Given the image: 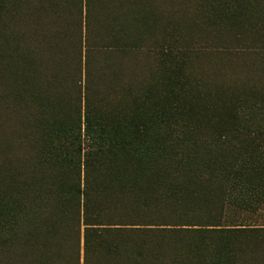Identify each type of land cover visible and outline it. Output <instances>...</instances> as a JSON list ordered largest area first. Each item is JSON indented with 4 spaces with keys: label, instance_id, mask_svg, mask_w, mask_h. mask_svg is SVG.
<instances>
[{
    "label": "trees",
    "instance_id": "16d2710c",
    "mask_svg": "<svg viewBox=\"0 0 264 264\" xmlns=\"http://www.w3.org/2000/svg\"><path fill=\"white\" fill-rule=\"evenodd\" d=\"M151 1L150 22L143 0H0V88L33 119L18 155L4 129L0 264H264V75L219 84L193 50L263 72L264 0H198L191 34L171 21L159 42ZM156 42L157 83L119 97L108 50Z\"/></svg>",
    "mask_w": 264,
    "mask_h": 264
},
{
    "label": "rangeland",
    "instance_id": "374dc122",
    "mask_svg": "<svg viewBox=\"0 0 264 264\" xmlns=\"http://www.w3.org/2000/svg\"><path fill=\"white\" fill-rule=\"evenodd\" d=\"M151 2H152L151 0H149V1L143 0L142 4L140 2H137V4L133 3L132 4V10L135 11L136 13H140V9L143 8V10H144V8H146L147 10H149V16H150L149 21L151 22L152 14L154 13L153 11H155V7L152 6ZM158 2L160 3L159 9H157V11L159 13L158 15H160V28H159L160 33L158 35V32L154 33L152 31H150V29H149L148 33L146 34V37L150 34V32H152V33H154L156 38L159 37L158 38V42H159L161 36H163L164 25L169 24V25L173 26L171 21H174V25L176 23L178 25H180V24L184 25L182 33L187 34V32H189V34H191V32H190V30L192 28L191 19H193L194 14H196V13L198 14V12H196V10L198 9V7H197L198 0H187V1L177 0L176 4H175L174 0H158ZM139 3H140V5H139ZM113 8L114 7L112 4L107 5V11L108 12H110ZM112 13H114V12H112ZM33 28L37 31V29L35 27H33ZM209 30H212V29H209ZM131 31H132V33L134 32L133 29ZM195 33H196L197 37H201L203 40L213 39L215 37L214 36L215 32H213V35H212V33L209 32L208 30L203 31V30L195 29ZM24 40L26 41V39H24ZM215 42H219V41H217L215 39ZM198 43H203V42H198ZM148 45H149V47L147 49L146 46H148ZM157 45H158L157 42L146 44L145 46H142L141 48H139V50H138L139 52L136 54L131 53V54L123 55L121 53L115 52L114 50H111V49L108 50V51L116 54L114 56L115 58L112 57V58L108 59L109 62H113V64H117L118 66H121L120 67L121 71L120 72L117 71L119 74H122L121 79L120 80L115 79V81H118L121 83L127 82L117 92L119 97H121L123 99L126 98L125 96L122 95L123 92H121V90L127 89V85L129 83V81L133 82V83H139V85H141L143 83H151L154 80L157 83V76H156V71H157V66H158L157 61H158V59H161V55H162L161 51L158 49ZM193 48H194L193 50L202 49V50H205L203 52H209V53H207L206 59H205V61H203L204 62L203 66H201L200 69H203V71L205 70L211 74L215 73L216 79L219 80L218 81L219 84L221 82H223V83L225 82L227 84L229 77H231L234 74H235V76H239L241 79L242 78L246 79L248 77H252L254 80L257 81L256 83L258 84L261 80V76L264 75V71L262 72V65H260L258 62H255L254 64H250V63L244 61L243 58H237V59L227 58V56H225L222 53L223 51H218L217 49H209L210 48L209 46L199 47L198 45H196ZM220 49L222 50L223 48H220ZM103 50L104 49L99 50V53L101 54L100 58H103V56H102ZM181 51H183V50H181ZM214 51H216V52H214ZM252 51H256V50L252 49ZM93 54H92L91 59H93L94 62H97V63H95L97 66V70H95L93 72L94 73L95 72H101L100 68L102 66L106 65V63L98 60L99 59L98 53L95 55H93ZM49 63H53V62L50 60ZM49 67L50 68L48 70H49V72H51V66H49ZM90 70H91V68H90ZM103 70L108 71L107 69H103ZM114 70H116V67L113 68L112 72H114ZM186 72H187V70H186ZM85 73L86 72H84V69L82 68L81 86H83V84H84L83 80H84V74ZM105 74H106V72L103 73L101 75V77H103V75L105 76ZM95 76L96 77L92 78L93 80L96 81L93 84V86H91V84L89 83L91 86L90 90L91 91H100L102 94H104L106 96V94L109 92V90H111V89H109L110 85H108L107 82L104 81L105 80L104 78L99 79L100 78L99 74L95 73ZM124 76H125V79H124ZM4 77H5V81H7L8 75H6V72L4 73ZM251 84H254V83H251ZM91 94L92 93H90V95ZM97 96H101V94H99ZM114 96H115L114 94H111V95H109V97L107 99L113 100ZM102 97L104 98L103 100L107 101V99L104 96H102ZM92 98H94L95 101L99 99V97H94V96ZM14 99L15 100H12L11 95L8 96L7 98L5 97L4 85H2V87L0 88V165L5 163L4 151H3V147H2V145L4 144L3 140H4V136H5L4 135V129H9V130L13 131V133H12L13 136H11L14 138L12 141V145L14 146V148H13L14 152H16L21 147V144H19V141H20L19 134L21 132H19L20 130H18V129H23L19 126H18V128H16L15 123H16L17 119L18 118L23 119L21 124H25V126L27 125V123H29L30 121L33 120L32 118H29L30 111L28 110L29 107L27 106V103H25L24 101H21L22 99H20L18 97L14 98ZM97 105L99 106V109L103 110V111L105 109H107V107H108L107 106L106 108L103 109V107L101 105L96 104V107H98ZM13 112H14V114H13ZM15 129H17V131ZM17 155H18V151H17ZM17 155L15 156L14 159H17ZM16 166L18 167V165H16Z\"/></svg>",
    "mask_w": 264,
    "mask_h": 264
},
{
    "label": "bare ground",
    "instance_id": "6f19581e",
    "mask_svg": "<svg viewBox=\"0 0 264 264\" xmlns=\"http://www.w3.org/2000/svg\"><path fill=\"white\" fill-rule=\"evenodd\" d=\"M1 79V78H0ZM28 106V105H27ZM20 107V106H19ZM7 108V107H6ZM28 108V107H27ZM26 109V108H25ZM29 110V109H28ZM31 110V109H30ZM20 111V110H19ZM18 113V112H17ZM27 113V112H26ZM14 114V112H13ZM17 116V115H16ZM20 120V119H19ZM21 123V122H20ZM7 148V147H6ZM12 150V149H11ZM12 152V151H11ZM9 154V153H8Z\"/></svg>",
    "mask_w": 264,
    "mask_h": 264
}]
</instances>
